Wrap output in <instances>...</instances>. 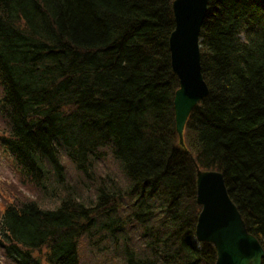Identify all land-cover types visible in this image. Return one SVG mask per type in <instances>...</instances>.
I'll return each mask as SVG.
<instances>
[{
  "label": "trees",
  "instance_id": "trees-1",
  "mask_svg": "<svg viewBox=\"0 0 264 264\" xmlns=\"http://www.w3.org/2000/svg\"><path fill=\"white\" fill-rule=\"evenodd\" d=\"M173 1L0 0V146L22 185L60 192L54 208L0 193L14 264H215L196 238V165L176 131ZM200 50L209 93L185 143L223 173L264 248V0H209ZM109 158L118 175L95 179Z\"/></svg>",
  "mask_w": 264,
  "mask_h": 264
},
{
  "label": "water",
  "instance_id": "water-1",
  "mask_svg": "<svg viewBox=\"0 0 264 264\" xmlns=\"http://www.w3.org/2000/svg\"><path fill=\"white\" fill-rule=\"evenodd\" d=\"M209 0H174L175 27L169 37L173 72L179 80L174 95L179 143L196 165V200L201 206L195 234L216 249L215 264H263L264 248L249 232L231 199L223 173L202 169L185 143L184 131L193 109L208 95L201 63L200 33Z\"/></svg>",
  "mask_w": 264,
  "mask_h": 264
},
{
  "label": "rangeland",
  "instance_id": "rangeland-1",
  "mask_svg": "<svg viewBox=\"0 0 264 264\" xmlns=\"http://www.w3.org/2000/svg\"><path fill=\"white\" fill-rule=\"evenodd\" d=\"M63 161L68 169V174L66 175V178L69 181V183H67V185L68 186L70 185L71 188L73 187L77 191V193L79 194L82 193L85 201L91 202L92 198H94L95 196L94 193L95 190L92 187L83 185V183L82 184L79 183L78 181L80 179V176L75 172V170H72L73 168L72 164L66 159H63ZM12 163L13 162L11 155L2 146H0V193H4L5 195H7L6 197H12L14 193L19 192L20 196H23V198L29 197L32 198L33 200L34 199L39 200L40 204L45 208H54L58 204L59 195H60L59 191L56 195L55 192L49 193L48 191L49 194L44 195L43 197L40 192H37L32 187H28V186L26 187L22 185L23 182L21 180L20 174L15 168L10 167ZM118 166L119 164L115 161V159H111V158L99 162L97 164V169L95 170V179H97L98 176H105L108 172L118 175L119 172ZM0 209H1V204H0ZM83 252L84 250L81 252L82 255H84ZM44 253L45 250L42 251L41 253H36V255H40L44 257L45 256ZM0 264H14L10 259L6 257L5 252L4 250H2L1 247H0Z\"/></svg>",
  "mask_w": 264,
  "mask_h": 264
}]
</instances>
